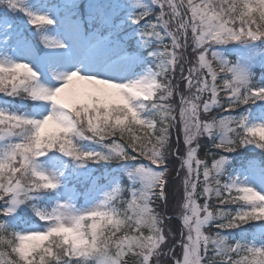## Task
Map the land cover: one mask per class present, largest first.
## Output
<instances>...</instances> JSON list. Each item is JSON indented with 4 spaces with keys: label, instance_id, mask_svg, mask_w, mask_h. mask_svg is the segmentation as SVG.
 <instances>
[{
    "label": "snow or ice",
    "instance_id": "snow-or-ice-1",
    "mask_svg": "<svg viewBox=\"0 0 264 264\" xmlns=\"http://www.w3.org/2000/svg\"><path fill=\"white\" fill-rule=\"evenodd\" d=\"M0 264H264V0H0Z\"/></svg>",
    "mask_w": 264,
    "mask_h": 264
}]
</instances>
